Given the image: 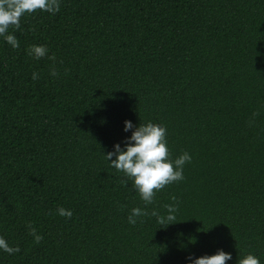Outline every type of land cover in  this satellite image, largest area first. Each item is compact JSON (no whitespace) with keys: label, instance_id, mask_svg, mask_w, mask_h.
I'll return each instance as SVG.
<instances>
[{"label":"trees","instance_id":"obj_1","mask_svg":"<svg viewBox=\"0 0 264 264\" xmlns=\"http://www.w3.org/2000/svg\"><path fill=\"white\" fill-rule=\"evenodd\" d=\"M21 27L18 49L0 38V235L20 248L0 264H186L218 249L264 264V0H62ZM125 120L165 126L172 157L192 156L152 204L103 156ZM173 203L162 228L151 213ZM134 207L146 215L130 225Z\"/></svg>","mask_w":264,"mask_h":264},{"label":"clouds","instance_id":"obj_2","mask_svg":"<svg viewBox=\"0 0 264 264\" xmlns=\"http://www.w3.org/2000/svg\"><path fill=\"white\" fill-rule=\"evenodd\" d=\"M61 2L62 0H0V38L13 49H18L19 40L14 32L9 31L10 27L15 31H22V18L37 12L55 15L60 11ZM28 54L36 60L47 56L49 60L55 61V56L49 55V50L44 45H31ZM51 75L56 76V71L53 70ZM37 78L38 74L33 72L32 79ZM122 130L124 133L131 134L126 135L121 142L115 143L112 149L103 156L111 168L122 172L132 181V188L146 205L152 204L157 192L167 185L181 182L184 179V166L191 162L192 156L184 151L179 156L172 157L167 143V129L161 124L149 121L134 125L132 121L125 120ZM124 183L126 184L127 181ZM165 208V214H160L155 209L151 213L162 228L174 224L178 204H168ZM56 212L65 218H71L73 215L71 209L63 207L57 208ZM143 215H146L144 209L134 207L127 221L130 225H135L137 219ZM26 227L36 243L43 239L31 223ZM0 251L13 255L19 253L20 248L12 246L4 236L0 235ZM185 259L186 264H226L233 257L230 252L218 249L213 255L200 257L189 255ZM236 264H260V258L248 253L242 255Z\"/></svg>","mask_w":264,"mask_h":264}]
</instances>
